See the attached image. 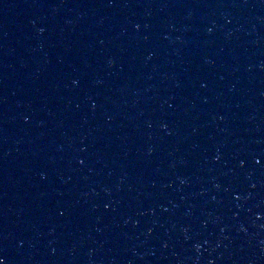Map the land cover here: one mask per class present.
<instances>
[{
    "label": "water",
    "instance_id": "95a60500",
    "mask_svg": "<svg viewBox=\"0 0 264 264\" xmlns=\"http://www.w3.org/2000/svg\"><path fill=\"white\" fill-rule=\"evenodd\" d=\"M0 264H264V0H0Z\"/></svg>",
    "mask_w": 264,
    "mask_h": 264
}]
</instances>
